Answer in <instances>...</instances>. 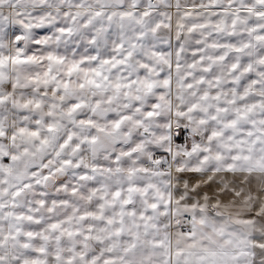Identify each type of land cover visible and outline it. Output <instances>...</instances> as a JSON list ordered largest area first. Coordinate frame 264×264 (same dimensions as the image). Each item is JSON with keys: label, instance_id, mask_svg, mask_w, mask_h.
I'll use <instances>...</instances> for the list:
<instances>
[{"label": "clouds", "instance_id": "obj_1", "mask_svg": "<svg viewBox=\"0 0 264 264\" xmlns=\"http://www.w3.org/2000/svg\"><path fill=\"white\" fill-rule=\"evenodd\" d=\"M0 264H264V0H0Z\"/></svg>", "mask_w": 264, "mask_h": 264}]
</instances>
